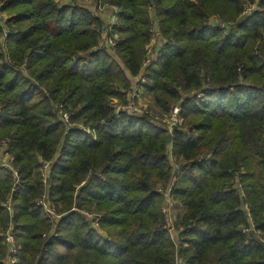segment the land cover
I'll return each instance as SVG.
<instances>
[{"label":"trees","instance_id":"trees-1","mask_svg":"<svg viewBox=\"0 0 264 264\" xmlns=\"http://www.w3.org/2000/svg\"><path fill=\"white\" fill-rule=\"evenodd\" d=\"M76 1L0 0V264L10 228L12 264H264V0H97L112 30ZM142 72L148 109L181 106L171 137L118 110Z\"/></svg>","mask_w":264,"mask_h":264},{"label":"built area","instance_id":"built-area-1","mask_svg":"<svg viewBox=\"0 0 264 264\" xmlns=\"http://www.w3.org/2000/svg\"><path fill=\"white\" fill-rule=\"evenodd\" d=\"M68 1V0H63ZM106 12L107 13L109 10L110 11V17L108 18V23L109 28L111 29V27L118 25L119 24V18H118V14H119V8H117L116 6H106ZM217 21V20H216ZM215 23V22H214ZM216 24V23H215ZM220 26L224 27L223 24H220ZM112 30V29H111ZM105 36L108 39V46H110L111 48H113L116 44L115 38L114 37H109L105 34ZM156 36H158V33H156ZM162 41L160 38H153L152 42L150 43V45L148 46V59L145 61L144 63V70L151 65V63L157 58L158 56V51L159 49L162 47ZM135 83L133 84V88L129 94V101L127 103H125V105L123 104H118V110L121 109H127L126 106L129 105L130 101H136V99H138L140 97V95H142L143 91H144V87L143 85L147 84V79L145 77V73L142 72L140 75H138L137 77L134 78ZM147 112H149V110H147ZM181 112V106L180 105H175L171 111V113L169 114L168 118L166 119V122L169 124V127H175L176 125H180L183 123V117L180 114ZM64 118L66 121H69V114L68 113H64ZM156 121V120H155ZM156 123H158L156 121ZM89 130V129H88ZM5 140H3V145L6 147L7 145L5 144ZM5 147H0V166H8L12 168V160L13 158L11 157L10 153L5 149ZM172 161L174 162V173H173V177H177L181 171L183 170L184 166L182 162H178L176 161V159L174 158V154H172ZM44 167L45 170L47 171V169L49 168V163H44ZM14 173L16 175V179L17 182H19V177H18V173L17 171L14 170ZM47 174V173H46ZM46 181V178H45ZM175 186V181L174 179H172L170 181V183L168 184L167 187L164 188H160V191L162 192L163 196H164V204H163V212L166 214L167 219L169 221V224H173V209L175 206L174 203V198H173V188ZM46 196V195H45ZM43 197L40 199L39 203L43 204V206L46 208V210L48 211V214L51 216H58V214L56 213V209L54 206H52L49 202H48V198ZM6 206L8 207V209H10L12 211V206H13V201L12 198H9ZM88 213V212H87ZM90 214V213H88ZM100 219H101V215H96L95 219H94V225L95 227L96 224L99 225L100 223ZM99 229V227H97ZM171 232L173 235H175L176 229L174 228V226L171 227ZM5 241L8 243L9 246V250H10V255L8 258V263L12 264L15 262V257L14 255H16L17 251H18V245L14 236V233L12 232L11 228L7 231L6 234V238Z\"/></svg>","mask_w":264,"mask_h":264},{"label":"rangeland","instance_id":"rangeland-1","mask_svg":"<svg viewBox=\"0 0 264 264\" xmlns=\"http://www.w3.org/2000/svg\"><path fill=\"white\" fill-rule=\"evenodd\" d=\"M74 3H76L79 6H82V7H85V8H88V9L92 10L93 13L98 14L101 17H104L105 16V14H106L105 13L106 12V9L105 8H106V6H108V3H104V2L102 3L101 1L97 2V0H79V1H76ZM5 16L8 18L9 17V14L8 13H5ZM154 37H155V40H156L157 36H154ZM107 42H108V39L104 35L103 36V39L101 40V44H103V45H106L107 44L108 45ZM200 95H203V94H200ZM150 100L151 99L148 96V93L147 92H143L142 95H140V97L138 99H136V101H132L131 100L130 103H129V105L126 106V107H127V109L130 112H134V113H138V114H142V113L143 114H147L148 113L147 115H149L152 119L156 120L160 125H163V126L167 127L169 129V131L172 132L171 131V128L172 127H169V124L166 122V119L168 118L169 115L168 114L156 113L154 110L148 109V106L149 107L151 106V101ZM118 104H121L120 101L118 102ZM123 105H125V104H123ZM147 110H149V112H147ZM61 115L64 116V114L62 112H61ZM2 140H5V139L4 138L0 139V142ZM1 143H3V141ZM42 171H43V174L46 175L47 172H46L44 166H42ZM179 175L177 177H179ZM177 177H173L172 179H174V181L176 182L177 181ZM16 182H17V179H16ZM173 198H174L175 206H174V209H173L172 214H173V218H174L173 219V223L176 226H174L173 224H169V226L170 227L174 226V228L176 227L177 229H182L181 225H177L176 224V220L178 218V207H177V199L174 196V194H173ZM92 215H94V214H91L90 213L89 214V217H93ZM96 226L99 227V230H102L103 232L106 233V231L103 230L102 224L99 223V225L96 224ZM178 231H177V234L176 235H173V237L175 238L176 241H177V237H179V232Z\"/></svg>","mask_w":264,"mask_h":264},{"label":"water","instance_id":"water-1","mask_svg":"<svg viewBox=\"0 0 264 264\" xmlns=\"http://www.w3.org/2000/svg\"><path fill=\"white\" fill-rule=\"evenodd\" d=\"M259 8H261V2H260V4H259V6H258V9H259ZM174 128H175V127H172V128H171V131H173ZM171 135H172V133L170 132V133L168 134V136L171 137Z\"/></svg>","mask_w":264,"mask_h":264}]
</instances>
